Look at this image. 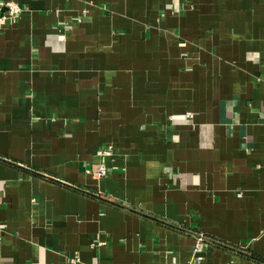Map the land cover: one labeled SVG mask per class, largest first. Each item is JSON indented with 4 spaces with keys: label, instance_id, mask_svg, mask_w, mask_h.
I'll return each mask as SVG.
<instances>
[{
    "label": "crops",
    "instance_id": "0c3cea01",
    "mask_svg": "<svg viewBox=\"0 0 264 264\" xmlns=\"http://www.w3.org/2000/svg\"><path fill=\"white\" fill-rule=\"evenodd\" d=\"M14 1L0 264H264V0Z\"/></svg>",
    "mask_w": 264,
    "mask_h": 264
},
{
    "label": "built area",
    "instance_id": "2783aa9c",
    "mask_svg": "<svg viewBox=\"0 0 264 264\" xmlns=\"http://www.w3.org/2000/svg\"><path fill=\"white\" fill-rule=\"evenodd\" d=\"M27 9L14 0H0V25H4L7 22L17 19L22 12ZM99 157L114 156V150L112 146L103 147L98 152ZM89 173H92L95 177H104L108 173L107 166L103 160L99 163L97 169H87ZM195 247L192 258L189 264H200L204 260V250L212 240L201 232H194ZM72 261H77V258H72Z\"/></svg>",
    "mask_w": 264,
    "mask_h": 264
}]
</instances>
